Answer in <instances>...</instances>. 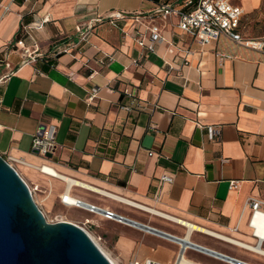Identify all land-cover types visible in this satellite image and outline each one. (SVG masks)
<instances>
[{"label": "crops", "instance_id": "1", "mask_svg": "<svg viewBox=\"0 0 264 264\" xmlns=\"http://www.w3.org/2000/svg\"><path fill=\"white\" fill-rule=\"evenodd\" d=\"M183 2L0 0V155L18 160L12 166L42 213L77 209L60 202L68 191L141 226L264 264L263 256L215 236L255 244L245 202L264 201V54L224 36L200 46L174 17L154 20L163 40L147 53L135 42L133 17L109 18ZM235 3L243 11L241 36L263 39L264 31L252 33L243 21L256 18L264 0ZM42 18L49 19L42 28L31 26ZM140 32L148 38L144 26ZM216 52L230 58L218 62ZM130 94L138 107L126 112L120 106ZM41 125L55 127L56 149L47 159L31 149ZM44 164L59 176L40 172ZM162 175L173 182L160 184ZM232 180L236 190L228 188ZM77 210L91 217L72 214L74 223L89 222L111 262L173 264L178 244ZM183 258L232 264L193 249Z\"/></svg>", "mask_w": 264, "mask_h": 264}, {"label": "built area", "instance_id": "2", "mask_svg": "<svg viewBox=\"0 0 264 264\" xmlns=\"http://www.w3.org/2000/svg\"><path fill=\"white\" fill-rule=\"evenodd\" d=\"M186 8L189 9L186 10ZM242 16H243L242 8L235 3V0H184L183 6H176L170 3H157L155 6L154 13L149 15H145L144 13L141 12L135 13L134 15L131 16H128V14L125 13H113L111 14V16H109V18H111L112 20L113 19L120 20L127 17H133L135 23V28H134L135 42L138 45V47L144 49L147 53L154 52L155 46L163 40L161 36V27L158 24H156L154 20L155 19L165 20L170 17H174L177 19L178 29L188 34L192 38H194L200 44V46L211 44L217 41L220 37L224 36L240 46L264 54V38L263 39L243 38L241 34L238 32V28L240 26V20ZM48 22H49L48 18H42L40 21L34 20L31 26L33 28L40 29L45 23ZM141 26L145 27V32H147L148 34L147 39H145V35L140 32ZM91 29L92 27L90 25H87L80 30L82 34V39H86ZM34 52H36V49L34 50ZM27 54H28L27 50H24L23 55H27ZM188 54L189 53L187 52L186 57L188 56ZM30 56L31 54L27 55L28 58L33 59V57ZM215 57L218 62H223L224 60L230 58L228 55L222 54L221 52H216ZM95 96H96V90H93L90 96H88L87 100L91 102L95 98ZM128 96L131 98L130 102L128 104H124L120 106V108L126 112H130L134 108L138 107L136 100L131 96V94ZM54 134H55V127L53 125L39 126L35 134L32 136V141H31L32 151L39 157L43 159H47L46 156L48 154L51 155L56 149ZM214 134H215L214 130L210 129L209 130L210 139L214 137ZM4 159L11 166L12 163L18 162V160H15L10 157ZM44 166H48V165L44 164L37 168L40 172L50 175L47 172H44L43 170ZM159 182L160 184H164V183L171 184L173 182V178L167 175H162L159 178ZM238 187H239V182L234 180L230 181L228 184V188L230 190H236ZM60 202L67 207L83 209L93 214H100L103 216V218L108 220H116L118 222H122L124 219L123 217L117 215L113 211L102 209L97 206L88 204L80 199H77L72 195H70L68 191H66L60 197ZM245 205L250 210V218L248 221V226L251 230V236L255 239V244L250 245L220 235H215V236L223 241L229 242L242 249H245L247 251L256 253L264 257V249L262 248V245L264 243V229L262 228L259 231L254 223L255 221L264 219V201L256 197H248L246 199ZM55 222H69V221L56 220ZM88 224L89 222L86 221L84 225H88ZM74 225L78 226L77 224ZM80 228L88 234V232L83 227ZM165 235H167L168 237H164V236L161 237L169 241H172L178 244L179 246V250L173 264H194L186 261L183 258V253L187 249H193L203 254H207L215 258L225 260L232 264H249L247 262L239 261L232 257L218 253L216 251L196 245L187 239V235H185L182 238L170 234H165ZM108 261L111 264H115L111 262L109 259ZM127 264H142V263L139 262L138 260H130ZM144 264H150V263L146 262Z\"/></svg>", "mask_w": 264, "mask_h": 264}, {"label": "water", "instance_id": "3", "mask_svg": "<svg viewBox=\"0 0 264 264\" xmlns=\"http://www.w3.org/2000/svg\"><path fill=\"white\" fill-rule=\"evenodd\" d=\"M123 222L168 237L129 220ZM0 264L111 263L80 227L48 222L27 184L0 155Z\"/></svg>", "mask_w": 264, "mask_h": 264}, {"label": "rangeland", "instance_id": "4", "mask_svg": "<svg viewBox=\"0 0 264 264\" xmlns=\"http://www.w3.org/2000/svg\"><path fill=\"white\" fill-rule=\"evenodd\" d=\"M261 15L263 17H261ZM256 18H247L246 20L243 21V26L246 27V29L248 31H252V33H258L261 34L264 31V6L262 7V9L256 14ZM259 17V18H258ZM258 20V21H255ZM253 22H256L254 25ZM72 214H79V215H86L88 217H91V215L89 214H85L82 213L81 211L77 210V209H71V210H61V211H55L53 213H43L45 219L48 222H55L56 220H66L69 221L73 224H75L74 222H77L75 220L74 215ZM80 227H83L96 241L97 244H99L100 248H102L103 250V244L101 241H98L96 239V237H94L91 233L90 228L88 227V225H84V224H77Z\"/></svg>", "mask_w": 264, "mask_h": 264}, {"label": "bare ground", "instance_id": "5", "mask_svg": "<svg viewBox=\"0 0 264 264\" xmlns=\"http://www.w3.org/2000/svg\"><path fill=\"white\" fill-rule=\"evenodd\" d=\"M44 172H47L48 174L58 177L59 175L57 174V172H55V170L49 168L48 166H44ZM67 181H70L68 179H66ZM70 183H75L76 185H79L77 182L75 181H70ZM255 226H257V229L260 231V229H264V219L262 220H258L255 221ZM88 236L90 237V239L94 242V244H96V246H98V244L95 242V240L91 237V235L88 233ZM99 247V246H98ZM100 249V248H99ZM102 250V249H101ZM108 258V257H107ZM109 259V258H108Z\"/></svg>", "mask_w": 264, "mask_h": 264}]
</instances>
